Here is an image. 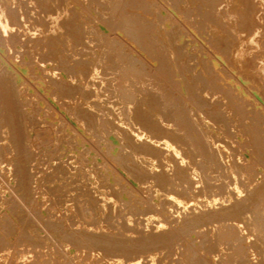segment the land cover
Instances as JSON below:
<instances>
[{"label":"bare ground","instance_id":"1","mask_svg":"<svg viewBox=\"0 0 264 264\" xmlns=\"http://www.w3.org/2000/svg\"><path fill=\"white\" fill-rule=\"evenodd\" d=\"M29 1H35V6L41 4L39 13L35 12L38 14H36L37 17L34 19L31 16L33 14L29 15L31 12L28 10L33 5L26 7V2L29 5ZM48 1L53 2L52 0H40L39 4H37L36 0H0V118L2 117L0 123L5 124L6 128H4V125L0 126L6 131L8 130V136L4 138L7 143L0 145V160H3L2 162L6 163L7 167L9 166L10 174L13 172V178L16 181H10L16 182L17 185L21 186L17 189L15 186L9 185V178L7 179L8 182L3 179L4 175L0 173L2 175L0 176V264H8V260L11 256L13 257V254H21V258L26 259L24 261L26 264H76L77 262V264H80L81 257L83 258L84 256V259L87 260V254H89L87 252L96 256L94 262L90 259L91 262H88V264H141V258H146L145 256L147 255L152 264H161L162 261L158 258L159 251L161 252L164 249L172 250L175 245L177 246V242L180 239L184 240L185 251L184 254L181 253L180 257L178 256V259L174 260V264H247L246 259L248 257L256 258L257 264H264V175L262 173L263 176L260 179H258L260 175H254V179H251L253 177L251 175L256 171L253 168L254 172L250 171L249 174L248 166L246 167L245 165L247 164L246 160L245 164L244 161L241 163L242 160L237 149L239 140L237 141L236 138L239 133L236 136L235 133L238 130L233 132L232 128L229 127L228 121L230 119L233 120L230 118V113V117L227 115L228 113H225L230 118L228 120L224 112H222L224 109L220 106L224 104V100L223 104L220 100L221 104L217 103L220 105L218 111H206L205 104L207 103L204 104V101L200 99L202 96L199 98L197 95V87L195 89L194 85L189 87L184 84L187 81L186 79H184V81L186 80L184 83L182 82L183 85L181 87L185 86L184 90L187 93L185 100L190 105H193V108L189 110L190 105L186 107L187 104L182 102L181 99L185 95L181 92V89L180 92L184 97L178 91L175 93L179 95H176L177 97L173 96L172 88L175 91L177 87L176 85H173L174 87L169 85L168 82L171 77L168 78L165 74H171L173 77L181 74L179 71L183 66L180 63V58L186 53L182 47L173 51L172 45L176 34L167 32L164 29V20L157 11V5L147 0H57V5L53 7L49 5ZM205 1L202 0V2ZM198 2H201V0ZM232 2L234 5L235 3L240 4V7L245 5V0H232ZM167 3L170 9L173 10V5H175L173 0H167ZM205 3L203 4L205 5ZM192 5L195 6V3ZM257 5L259 6V4ZM130 6L140 10L143 8L144 10L146 8L151 10L152 8L156 19L153 22L150 20L151 17L150 19L147 17L150 20L148 21L144 18L145 16L142 18L141 15L134 14L133 12H136L133 11L134 9L132 10L131 8L133 12L130 9L127 10ZM207 6L205 5V7ZM229 6L231 7V5ZM236 6L231 8L237 9ZM36 8H33V10ZM206 9L208 11V7ZM198 10L195 8L194 12ZM202 12L200 17L204 20L205 14L202 16ZM235 13L236 17L237 10ZM27 14L29 15L28 18ZM192 14H194L192 11L187 13V17L192 16ZM196 16L199 17V15ZM210 16L213 17L214 15L210 13ZM216 17L214 16L213 18L216 19ZM20 18H22L23 28H21L23 30L21 34H17L19 31H17V25L22 26L19 21ZM207 18H210L207 22L213 19L208 16ZM216 20L213 21L216 22ZM224 20L229 21V18L224 17ZM213 21L209 26L213 35L216 32H219V35L226 33L227 39L230 38L229 40H231V38H234L235 41H238V44L232 46L224 35L225 40L229 42L222 44L226 48H221L223 50L221 51L228 64L230 63L240 75V77L237 74L235 76L244 78L246 83V77L249 76V80L252 79L250 75L254 74V72H251L254 63L260 61L258 59L259 61L254 62L257 55L252 51L255 49V44L258 46L256 48H261L262 46L257 42L258 35H260L257 34L260 33V26L255 32V37L242 30L245 25H240L242 27L236 28L237 30L233 27L234 30L232 31L228 30L230 28L229 24L226 25L229 27H227L228 29L223 25L226 29L223 34L220 31L222 32L224 28L220 29L221 25H218V27ZM217 21L219 22V19ZM231 21L233 20L229 22L231 23ZM233 22L235 23V21ZM190 23H195V21ZM195 24L198 26V23ZM221 24L223 23L221 22ZM236 24L235 27H238ZM235 30L236 32L232 33ZM23 31L30 38L28 41L25 39V42H34L33 47L39 46V50H42L41 54H37V52L35 55L31 54L32 57L35 56L34 60L33 58L28 59L31 56L26 55L27 50L30 48H26L27 50L24 51H27L26 53L22 52V49V54H25L24 58H22V54V56L19 54L22 59L15 56L18 51L20 53L19 48L18 51L15 50L18 42H23L17 39L18 35H23ZM262 36L264 37V35ZM222 39L221 41L223 42L224 39ZM124 40L132 44L133 49L137 50L128 51L131 48H126V45L123 44ZM221 41L219 42L220 44ZM220 44L217 42V45ZM72 50L75 52H72L73 55L67 54L68 51ZM138 50L144 52L145 54L142 55H146V57L150 55L151 58L149 56L148 58L153 61L156 60L155 62L159 60L160 63L157 65H160L156 68L157 70H154V66H152L153 61L149 64L144 60L146 58L140 56L141 54L138 56ZM153 57L154 59H152ZM261 57L260 68H262V71L259 70L260 73L253 76H256L257 79L260 78L262 82V84L260 83L262 90L256 91L259 92L256 95L253 93L258 98L257 101L260 102V105L261 103L264 104V53ZM225 63L227 65L225 69L230 71L232 67L227 62ZM79 66L85 67V70L77 69ZM178 68H180L179 71L177 70ZM260 68H257V70ZM173 70L175 72L178 71V74H175ZM182 72L184 71L182 70ZM218 73L222 72L219 71ZM76 74L82 80L79 77L78 81L77 77H74ZM209 74L211 75V73ZM92 75L97 78L91 81ZM229 75L231 78L233 77L231 74ZM38 76L42 77L41 81L43 80L48 84L49 87L46 85L48 88L51 87V90L49 89L51 91V97L49 96L51 102H54L64 112L63 119L58 120V124L53 125V127L48 125L53 131V139L46 142L49 143V146L46 145L48 150L45 148L47 154L50 152L54 155V160L58 164L56 166L63 167L62 165L65 162L60 157L59 140L62 146L65 145L67 147L65 150L73 152L72 156L76 160V168L81 172L83 171L79 175V181L83 182V186L86 189L90 186L98 194L96 198H93L92 194L89 199L85 198L86 195L83 196L84 190L81 191L83 195H80V193L70 194L67 208L64 209L65 212L61 213L60 211L61 215L58 213L59 219L55 221L51 220L49 216V219H47L46 210H43L45 207L44 203L43 208L39 207L40 210H34L35 206L32 205V208L30 206L32 204L30 202L33 199L29 198V185H35L31 178L33 175L36 176L35 172V174H31L35 170V164L33 165L34 168H32V163L35 162H33V158L36 156V149L33 148L34 152L31 148L32 132L34 133V131L39 129L44 130L47 123L51 124L45 119L52 117L48 111L53 112V108L52 110L48 109L47 113L49 116L46 114L47 117L45 118L47 103H45V109L41 108L39 102L43 101V99L38 100L40 96L37 90V87L40 86L36 85V83L34 84L36 86H34L32 83ZM162 76L167 77L166 80L168 82H166L171 87L170 89L169 87L167 88ZM182 76L184 77V75ZM73 77L76 78L74 79L75 81ZM178 79L180 78H173L172 80ZM215 79L217 80V77ZM192 80L194 83V79ZM256 83H259V81ZM170 84H175V82ZM35 87L37 92L32 97L30 90L35 89ZM42 88L45 90V87ZM218 91L220 92V90ZM230 91L236 92V90L232 91V89ZM92 96H95V99ZM180 96L182 97L179 98ZM89 97L96 102H93L92 99L90 100ZM220 97L222 95L219 96V99ZM43 98L47 99L48 97L43 96ZM226 98L228 97L226 96ZM231 98H228L230 102L232 101ZM82 99L85 101L89 99L92 103L85 105V101L81 103ZM228 99H226L227 102H229ZM214 101L216 100L214 99ZM232 103L234 102L232 101ZM49 104L47 107L50 108ZM214 104L216 105V103ZM208 105L210 106V104ZM230 105L228 104L229 107ZM145 107L152 113H147ZM238 108L237 110L240 109ZM261 108L263 109V107ZM65 116L67 120H65ZM154 117H157V120ZM250 118L249 120H251ZM66 124L73 127V130H70L73 133L71 137L65 136L64 127ZM220 124H223L225 129L219 128ZM260 124L259 122L258 125ZM232 125H234V121ZM242 127H244V124ZM46 128L49 129L48 127ZM257 128L255 127V129ZM253 131L255 130L253 129ZM1 132L0 134H2ZM44 132L49 133L48 130L43 131L42 137ZM255 132L257 133V131ZM261 134L257 135L258 138ZM262 137L264 139L263 135ZM257 142L259 144L261 140ZM260 145H258L259 148ZM258 147L253 146L256 150ZM263 147L262 145L261 148ZM92 152L93 156L91 155ZM88 164H90V170L85 171ZM4 168L6 170V166ZM42 169H40L41 173ZM37 172L39 171L37 170ZM58 174L60 173L58 172ZM40 178L42 179V176ZM66 178L69 179V177ZM30 180L33 184H30ZM34 180L36 181V178ZM62 189H64V186ZM31 195L32 197L34 196L33 194ZM88 196L90 195L88 194ZM46 199L48 202V198ZM168 205L170 208L168 212H171L172 218L169 220L170 217L167 216L169 218L161 219L162 215H165L161 214V211ZM118 209H121L120 211L130 209V212H135L136 216L140 215L143 217L151 215L155 217L156 214V219L158 220L156 222L157 227H155L156 231L149 232L147 230V232L143 233V225L141 231L134 229L135 231L133 230V233L128 235V231L132 230L131 226L135 225L131 224L133 222V214L130 215L131 217L125 218L128 221L118 219L123 222L121 224L120 222L118 223L122 230L116 232L118 224L116 223V227L113 226L112 220L116 216H112V213ZM122 212L119 214L121 215ZM168 212L167 214H169ZM114 220L116 222V218ZM143 220L141 219V223L144 222ZM209 226H212V228H209ZM150 227L154 228V226ZM150 227L149 230L151 231ZM41 238L47 241L46 244L49 245L48 242H51L54 248L58 247L60 249L59 260L54 257L50 258L51 255L46 251L47 255L45 256H49V258H45L43 255L38 260L28 261L29 248L35 247L37 249L40 247L43 249L47 246L46 244L44 246ZM224 244L229 245V247L226 248L225 246L216 251V247H222ZM19 247L22 249L18 252L16 249ZM40 248L39 250H41ZM63 250H67L69 254ZM56 251L55 253L59 252ZM38 252L41 255L40 251ZM167 258L169 260V256ZM40 259L42 261H39ZM250 263L254 264L253 262Z\"/></svg>","mask_w":264,"mask_h":264},{"label":"rangeland","instance_id":"2","mask_svg":"<svg viewBox=\"0 0 264 264\" xmlns=\"http://www.w3.org/2000/svg\"><path fill=\"white\" fill-rule=\"evenodd\" d=\"M21 1V0H20ZM23 1H26V0H23ZM28 1V0H27ZM39 1L40 0H36V3L37 4H39ZM53 2H51V1H48V3H50L49 5H51V6H53V7H55L56 5H57V3L58 2H56L57 0H52ZM65 1V0H64ZM68 1V0H67ZM148 2H154L156 5H157V11H158V13H159V15L163 18V20H164V24H163V27H164V29L167 31V32H171V33H173V34H176V38L173 40V45H172V48H173V51H175V49L177 50L178 48H180V47H182V48H184V50H185V53H186V55H183L181 58H180V63H181V65L183 66V68L180 70V68H178L177 70L179 71V73H181V74H179L178 76L176 75V77H173V76H171V74H165L168 78L169 77H171V82L172 83H174L175 82V84H170L171 82L169 81L168 82V80H166L167 79V77H164V76H162V78L165 80L164 81V83H166V86H167V88L169 87V85H172L171 87H174L175 85H176V87L177 88H175V91H174V89L172 88V91H173V96H175V97H177L179 94H181L182 95V93L185 95V97L183 98V99H181L182 100V102H184V104L186 103L187 104V106L186 107H188L189 105H190V103H188V101L187 100H185V98H186V96H187V93H186V91L184 90L185 88V86H182L181 87V85H183L182 84V82L184 83L186 80V82H188V83H190V84H188V83H184L185 85L187 84L189 87H192L193 85H194V87H195V89H196V87H197V95L199 96V98H200V96H202L200 99L202 100V101H204L203 103L205 104V103H207V104H205V110L206 111H213V110H217L218 111V109H220V107L221 108H223L224 110L222 111V110H220V111H222V112H224V114L226 113H228L227 115H229V113H230V115H231V117H230V115H229V117L230 118H232L233 120H231L229 117H227V115H226V118L229 120L230 119V121H228L229 122V127L230 128H232V131L233 132H235L236 130H238V131H236V133H235V135L237 134L238 135V133H239V135L238 136H240V137H238L237 135V141H238V143H239V145H237V149H238V154H239V156H240V158H241V160H242V162L241 163H243V161H244V164H245V160H246V162H247V164H245L246 165V167L248 166V168H247V170L249 171V174H250V171H252V173L254 172V171H256L255 173H253V175H251V176H253V177H251V179L253 178L254 179V175H260L259 176V178L258 179H260L261 178V176H263L264 175V147L263 148H261L262 147V145L264 146V139H263V137H262V135L264 136V104H262L261 103V105H260V102L259 101H257L258 100V98L256 97V96H254V94L253 93H255V95L257 94V93H259V92H256V91H258L259 89L260 90H262V86H261V84H262V82L260 81V78H258L257 79V77L255 76V77H253L254 76V74H258V73H260L259 72V70L260 71H262V68H260V63H262V57L261 56H263V53H264V37L262 36V35H264L263 33H264V22L262 23V21L264 20L263 18H264V0H245V7L243 6V7H240L241 5L239 4L238 5V3H235V5L234 4H232L233 2H232V0H203V1H205V2H207V3H205V2H202V0H201V2H198V1H200V0H194V2H193V0H173V2H174V4L175 5H173V10H171L170 9V6H169V4L167 3V0H147ZM191 1V2H190ZM213 1V2H212ZM247 1H249V2H247ZM252 1H253V3H252ZM255 1V2H254ZM35 2V1H34ZM33 1H29V5H28V3L26 2V7H29L31 4L34 6H30V8H28V10H30V14H29V12H28V10H27V12H28V14L29 15H31V14H33V15H31L33 18L32 19H34L35 17H37V15L36 14H38L39 12V10H40V6H41V4L40 5H34L35 3H34ZM44 2V1H43ZM197 2V3H196ZM259 2V3H258ZM193 3H195V6L194 5H192ZM200 3V4H199ZM203 3H205V5L208 7V11H207V9L205 10V8H207V7H205V5L203 4ZM249 3V4H248ZM252 3V4H251ZM53 4V5H52ZM199 4V5H198ZM201 4H203V5H201ZM254 4V5H253ZM257 4H259V6L257 5ZM45 5V4H44ZM43 5V6H44ZM55 5V6H54ZM211 5H213L212 6V8H211ZM229 5H231V7H233V5H234V7L236 6L237 7V9L235 8V9H233V8H231ZM258 7H257V6ZM189 6V7H188ZM197 6V7H196ZM202 6V7H201ZM205 8H204V7ZM249 6V7H248ZM255 6V7H254ZM31 7H33V8H35V7H37L35 10H33V8H31ZM134 6H130V8H128L127 10H131V8H132V10L133 11H136V12H133L132 10V12L134 13V14H136V15H141V17L143 18V16H145L144 18L145 19H147V17L150 19V17H151V21H153L154 22V20L156 19L155 18V16H154V13L152 12V8H151V10L149 9V10H147L148 8H146L145 10H144V8L142 9V10H140V9H138V8H136V7H134ZM193 7V8H192ZM210 7V8H209ZM247 7V8H246ZM263 7V8H262ZM39 8V9H38ZM43 8V7H42ZM136 8V9H135ZM190 8V9H189ZM195 8H196V10H198L199 8V12L197 11V12H194L195 11ZM201 8H202V10H201ZM261 8V9H260ZM219 9H220V11H219ZM245 9V10H244ZM251 10V11H249V10ZM138 10V11H137ZM139 10H140V12H139ZM144 10V11H143ZM190 10V11H189ZM236 10H237V15H236V17H235V12H236ZM241 10V11H240ZM25 11V10H24ZM38 12V13H35V12ZM151 11V12H150ZM159 11H161V12H159ZM192 11V13H194V14H192V16H190V17H192V18H190V17H187V13H190ZM203 11V12H202ZM206 13H205V12ZM234 11V12H233ZM246 11V12H245ZM249 11V12H248ZM26 12V13H27ZM128 12H130V11H128ZM131 12V13H132ZM143 12H145V14H143ZM149 12V13H148ZM185 12H187V13H185ZM201 12H202V16L205 14V17H204V20L202 19V17H200L201 16ZM216 14H215V13ZM251 12V13H250ZM34 13H35V15H34ZM161 13V14H160ZM198 13V14H197ZM208 13V14H207ZM210 13H211V15H214L215 17H216V19L218 20L219 19V22H220V20H221V22L223 23V24H221V22L219 23L216 19H214L212 16H210ZM213 13V14H212ZM219 13H221V14H219ZM231 13V14H230ZM233 13V14H232ZM247 13H248V16H247ZM27 14V18H28V15ZM143 14V15H142ZM245 14H246V16H245ZM196 15H199V17L198 16H196ZM219 15V16H218ZM220 15H222V16H220ZM233 16V18H232V16ZM260 15H262V16H260ZM30 16V17H31ZM184 16V17H183ZM207 16L208 17H211V18H213L212 19V21L214 20H216V22H214V23H216V25L218 26V25H221L220 26V29H223L222 30V32L220 31V33H225V31H226V29H228L229 27L228 26H230V28L228 29L229 31L231 30H234V28L236 29V28H241L242 26H240V25H245L244 27H242L243 29V31H246L247 33H250V34H252V36H254L255 37V32L257 31V28L259 27L260 29H259V32L260 33H257V34H260V35H258L259 36V38L258 37H256V38H258V40H257V42H259V45L261 46V48L259 47V48H256V47H258L256 44H255V49L254 50H252L253 51V53L254 54H256L257 56H256V59L254 60V62H256V61H259V62H256V63H254V65H253V69H251V72L253 73L254 72V74H252V76L250 75V77H252V79H250L249 80V76L248 77H246L247 79H246V83H245V80H244V78H239L240 77V75L238 74V72L230 65V63L228 64V61L226 60V58L224 57V54H222V49H224V48H226V46L224 47V45H222L223 43H226V42H231L230 44L232 45V46H234V45H236V44H238V41H235L234 40V38H231V40H229V39H227V34L225 33H223L224 35H225V37H226V39L227 40H229V41H226L225 40V37H224V35H219V32L217 33H215V35H213V33L211 32V30H210V25H211V23H212V21H210V22H207V21H209L208 19H210V18H207ZM229 16H231V17H229ZM256 16V17H255ZM194 17V18H193ZM219 17V18H218ZM223 17V19H221V18ZM224 17L225 18H229V21L230 20H233V21H235V23H237L236 24V26H238V27H235V23L233 22V21H231V23L229 22V21H226V20H224ZM235 17V18H234ZM242 17V18H241ZM187 18H189V19H187ZM206 18H207V20H206ZM237 18V19H236ZM243 18H245V19H243ZM255 18V19H254ZM257 18H259V19H257ZM195 19H197V20H195ZM234 19H236V20H234ZM148 20V19H147ZM150 20H148V21H150ZM193 20V21H192ZM198 20H201V21H198ZM224 20V21H223ZM248 20H250V21H248ZM256 20H257V22H256ZM19 21L21 22V25L22 26H19V25H15L16 27V29H17V34H21V31L23 30L22 28H23V24H22V18H20L19 19ZM195 21V23H198L197 25L198 26H196V24L195 23H190V22H194ZM198 21V22H197ZM204 21H206V22H204ZM252 21V22H251ZM184 22H185V24H184ZM189 22V23H188ZM202 22H204V23H206V24H204V23H202ZM226 22H227V24H226ZM242 22H243V24H242ZM245 22V23H244ZM225 23V24H224ZM248 23V24H247ZM251 23V24H250ZM261 23V24H260ZM190 24V25H189ZM202 24H204L203 26H200V25H202ZM229 24V25H228ZM230 24H232V25H230ZM234 24V25H233ZM239 24V25H238ZM257 24H260V25H257ZM193 25V26H192ZM226 27V29H225V27ZM226 25H228V26H226ZM252 25V26H251ZM256 27H255V26ZM248 26V27H247ZM20 27V28H19ZM22 27V28H21ZM193 27H194V30H193ZM199 27H201V28H203V29H197V28H199ZM209 27V28H208ZM219 27V26H218ZM228 27V28H227ZM234 27V28H233ZM254 29H253V28ZM262 27V28H261ZM181 28V29H180ZM252 28V29H251ZM197 29V30H196ZM204 29H205V31H204ZM207 29V30H206ZM209 29V30H208ZM237 30V29H236ZM236 30L235 31H233L232 33H235L236 32ZM241 30V31H242ZM209 31V32H208ZM24 32V31H23ZM22 32V34L23 35H18V41H20V42H22V43H19L18 42V44H17V46H16V50L15 51H18V48H19V50H20V53H19V51L15 54V56H17L18 58H20V59H22V58H24V55L22 54V52H24L25 50H27L28 48H30V49H28L26 52H24V53H26V55H30L31 56V58H28V59H32L33 58V60H34V57H32V55H35L36 54V52H37V54H41L42 53V50H39V46H36L35 48L33 47L34 46V42H25L26 40L25 39H27V41L30 39L29 38V36H26V34H25V32L23 33ZM183 33V36H182V33ZM205 32H207V33H205ZM179 33V34H178ZM205 33V34H204ZM211 33H212V35H211ZM181 34V35H180ZM221 36V37H220ZM222 37H223V39H224V41L222 42L221 41V39H222ZM34 38V37H33ZM183 38V39H182ZM219 40H218V39ZM221 38V39H220ZM222 39V40H223ZM22 40V41H21ZM214 40H218L217 42H218V44H220L219 42L221 41V44L220 45H217V42L216 41H214ZM261 40H262V42H261ZM125 42H127L126 44H125V42L123 43L124 45H126V48H131L130 50H128V51H132V50H137V49H133V47H132V44H130L128 41H126V40H124ZM235 41V42H234ZM25 43H27V44H25ZM235 43V44H234ZM30 44V45H29ZM128 44V45H127ZM6 45V44H5ZM27 45V46H26ZM29 45V46H28ZM129 45H131L130 47H129ZM8 46V45H7ZM6 46V48H8ZM24 46V47H23ZM128 46V47H127ZM33 47V48H32ZM27 48V49H26ZM222 48V49H221ZM263 48V49H262ZM9 49V48H8ZM22 49H23V51H22ZM54 50H55V48H53ZM52 49V50H53ZM74 49V51H76V49L75 48H73ZM262 49V50H261ZM13 50V51H14ZM222 50V51H221ZM14 51V52H15ZM22 51V52H21ZM140 50H138L137 51V54H138V56L140 55V56H142L143 58H146V59H144L147 63H152V61L153 60H151V59H149L148 58V56L151 58V56L150 55H147V57H146V55H142V54H145L144 52H139ZM261 51V52H260ZM29 52H31V53H29ZM33 52V53H32ZM72 52H73V50L72 51H68L67 52V54L69 53V55L71 54V55H73L72 54ZM73 53H75V52H73ZM221 53V54H220ZM19 54L21 55H23V57L21 58L20 56H19ZM32 54V55H31ZM136 53H135V55H137ZM21 55V56H22ZM30 56H28V57H30ZM145 56V57H144ZM224 57V60H223V57ZM19 59V60H20ZM54 59V58H53ZM148 59V60H147ZM152 59H154V57L152 58ZM155 59H157V58H155ZM259 59V60H258ZM158 60V59H157ZM226 60V61H225ZM156 60H154L153 61V63H152V66H154L153 68H154V70H157L156 68H158L159 67V65H157L158 63H160L159 62V60L157 61V62H155ZM227 62V64L229 65V66H231L232 68H230L229 66H228V68H230L231 70L233 69V70H235L234 72H236V73H234L233 72V70L230 72V71H228V69L226 70L225 68L227 67V65H226V63L225 62ZM183 62V63H182ZM148 64V65H149ZM186 64V65H185ZM255 64H256V66H255ZM259 64V65H258ZM151 68H152V66L151 65H149ZM186 66H188V67H186ZM258 66V67H257ZM81 67V68H80ZM260 68V69H258L257 70V68ZM191 68V69H190ZM256 68V69H255ZM77 69H83V70H85V67L83 68V66H79V67H77ZM225 69V70H224ZM254 69H255V71H254ZM153 70V71H154ZM176 70V71H177ZM182 70L184 71V72H182ZM191 70H193V71H191ZM216 70H217V72H216ZM222 70H224V71H222ZM174 71V73L175 74H178L177 72H175V70H173ZM189 71H191L192 72V74H191V72H189ZM222 72V73H218V72ZM226 71V72H225ZM258 71V72H257ZM224 72H225V74H224ZM228 72H230L229 74H231L233 77L231 78V76L228 74ZM190 73V74H189ZM209 73H211V75L209 74ZM216 74H218V75H216ZM226 74H228V75H226ZM235 74H237L236 76H235ZM174 75V74H173ZM181 75H184V77L182 78L181 77ZM207 75L211 78V82H210V78L208 77L207 78ZM93 76V75H92ZM91 76V78H90V80L92 81L93 79H95V78H97L95 75L92 77ZM175 76V75H174ZM180 76V77H179ZM189 76V77H188ZM192 76V77H191ZM40 76H38L36 79H38L36 82H35V80H33L32 81V83H33V85L36 83V85H38V86H40V87H37V90H38V92H39V96H40V98L38 99V100H42L43 99V101H40L39 102V104H40V106H41V108H43V109H45L44 107L47 105L48 106V103H50L49 104V106H50V108L49 107H47L46 106V112H45V114H44V116H45V118L47 117L46 116V114L48 115V113H50L51 115H52V117L50 116V119H49V117L47 118V119H45L47 122H51V124H49V123H47V125H46V127H48L49 129H47L46 127H44V130H41V129H39L38 131H34V133L32 132V138H31V148H32V151H34V149H36L34 152L36 153V158L34 157L33 158V162L34 163H32V168H34L33 167V165L35 166V170L34 169H32V170H34L33 172H31V174L33 175V173L36 175V176H34L35 178H36V181L34 180L35 178L32 176V182L35 184L34 186L33 185H29V198L32 200V202H30V206H31V208L33 207V206H37L38 207V209H37V207L35 208L34 207V210L36 209V210H40V208H43V206H44V204H45V207H48V208H43V210H46L45 212H46V215H47V219H49V217L51 218V220H53V221H55V220H57V219H59V215H58V213L60 214V211H61V213H63V212H65V208H67V201L70 199L69 198V196H70V194H79L80 193V195H83V193H81V191H83L84 190V195L83 196H85L86 195V197L85 198H87V199H89V197L91 198L92 196V194H93V198H96L97 196H98V194L96 193V192H94V190H92L91 189V187L89 186V187H87V189H86V187H84L83 186V182H80L79 181V175H81V173L83 172H81L80 170H78V168H76V160H74V157L72 156V154H73V152L72 151H68V150H65L67 147L65 146V145H61L62 143H60L59 142V140H58V143H59V147L61 148V160L63 161V162H65V164L64 165H66L65 167H67V168H65L64 167V165H62L63 167H59V166H56V165H58L57 163H56V161L54 160V155H52L50 152H48V154H47V151H46V149L48 150V147H46V145L47 146H49V143H46V142H49L50 140H52L53 139V134H52V130L50 129V127L48 126V125H52V127H53V125H56V124H58L59 122H58V120H60V119H63V116H64V112L62 111V110H60L59 109V107L56 105V104H54V102H51V99L49 98V96H50V88H48L49 86H48V84H46L43 80L41 81V79H42V77H40ZM74 77H77V80L79 81V77L80 76H78L77 74L76 75H74ZM73 77V80L74 79H76V78H74ZM175 79V78H180V79H178V80H172L173 78ZM191 77V78H190ZM212 77H213V79H212ZM217 77V80L215 79ZM219 77V78H218ZM230 79H229V78ZM227 78V79H226ZM234 78V79H233ZM253 78H255L254 79V81H253ZM184 79H186L185 81H184ZM192 79H194V83H193V80ZM208 79V80H207ZM241 79H243V80H241ZM256 79H257V81H256ZM80 80H82L81 79V77H80ZM219 80H220V82H219ZM252 80V81H251ZM75 81V80H74ZM169 83V85H167L168 83ZM174 81V82H173ZM177 81L180 83V85H179V83L177 84ZM181 81V82H180ZM196 81V82H195ZM239 81V82H238ZM259 81V83H256V82H258ZM198 82V83H197ZM213 82V83H212ZM237 82V83H236ZM241 82V83H240ZM243 82V83H242ZM256 84H255V83ZM39 83H40V85H39ZM195 83H196V85H195ZM238 83H239V85H238ZM261 83V84H260ZM243 84V85H242ZM248 84V85H247ZM255 84V85H254ZM260 85V87H259V85ZM36 85H34V86H36ZM48 87H47V86ZM82 85V84H81ZM174 85V86H173ZM179 85V86H178ZM215 85V86H214ZM230 86H231V88H230ZM247 86H249L248 88H247ZM42 87H45V90H43L44 88H42ZM171 87H169V89L171 88ZM215 87H217L216 89H215ZM246 87V88H245ZM47 88H48V90H47ZM179 88V89H178ZM205 88V89H204ZM214 88V89H213ZM219 88V89H218ZM235 88V89H234ZM50 89V90H49ZM177 89V90H176ZM180 89H181V92H180ZM200 89V90H199ZM202 89V90H201ZM204 89V90H203ZM227 89H232V91L234 90H236V92H231L230 90H227ZM37 90H36V87H35V89H33V90H30V93L33 95L32 97H34L35 96V94H36V92H37ZM199 90V91H198ZM210 91V92H207V91ZM218 90H220V92L218 91ZM227 90V91H226ZM247 90V91H246ZM252 90V91H251ZM259 90V91H260ZM177 91H178V95L176 94L177 93ZM202 91H206V92H202ZM212 91H214V92H212ZM218 91V92H217ZM176 92V93H175ZM224 94H223V93ZM45 93V94H44ZM175 93V94H174ZM206 93V94H205ZM213 93V94H212ZM47 94V95H46ZM220 94V95H219ZM234 94V95H233ZM238 94V95H237ZM248 94V95H247ZM177 95V96H176ZM204 95H211V96H204ZM222 95V97H220V99H219V96H221ZM225 97H224V96ZM38 96V97H39ZM43 96H46V97H48L47 99L45 98H43ZM182 96H180L179 98H181ZM214 98H213V97ZM226 96L228 97V98H231V96H232V98H234V99H232L231 98V100L234 102V103H232V101L230 102V99H228V98H226ZM237 96V97H236ZM241 96V97H240ZM42 97V98H41ZM51 97V96H50ZM95 97V96H94ZM93 96H92V98L93 99H95ZM205 97V98H204ZM209 97H211V98H209ZM243 97V98H242ZM251 97V98H250ZM90 98V100L92 99L91 97H89ZM228 99L229 100V102H227V100L226 99ZM239 98V99H238ZM77 99V98H76ZM92 99V101L94 102L95 100H93ZM214 99L216 100V101H214ZM217 99H218V101H217ZM237 99V100H236ZM45 100V101H44ZM47 100V101H46ZM89 99H86V101H89V102H86L85 100H81V103H83L84 101H85V105L88 103V104H91L92 103V101H90ZM97 100V99H96ZM213 100V101H212ZM219 100H220V102H222V104H223V100H224V106L228 103L229 105H230V103H232L231 105H230V107L228 106V104L224 107L223 105H218L217 103L219 102ZM243 100V101H242ZM237 101H238V103H237ZM241 101V102H240ZM255 101V102H254ZM96 102V101H95ZM211 102V103H210ZM219 102V104H221ZM225 102H226V104H225ZM243 102V103H242ZM251 102H252V104H251ZM41 103H42V105H41ZM43 103H44V105H43ZM45 103H47L46 105H45ZM214 103H216V105L214 104ZM241 103V104H240ZM250 103V105H248ZM256 103V104H255ZM53 106H55V107H53ZM208 104H210V106L208 105ZM234 104H236V105H234ZM242 104H244L243 106H242ZM57 106V107H56ZM190 106H192V107H190ZM189 106V110L191 109V108H193V105H190ZM220 106V107H219ZM229 108H228V107ZM232 106H233V108H234V110H233V108H232ZM216 107H218V108H216ZM235 107H236V109H235ZM240 109H239V108ZM261 107H263V109L261 108ZM52 108H53V110H52ZM209 108V109H208ZM228 108V109H227ZM237 108L239 109V110H237ZM247 108V109H246ZM48 109L49 110H52L53 112H51V111H48ZM55 109V110H54ZM145 109H146V107H145ZM188 109V108H187ZM256 109V110H255ZM147 110V109H146ZM145 110V111H146ZM228 110V111H227ZM231 110V111H230ZM244 110V111H243ZM253 110V111H252ZM260 110V111H259ZM47 111H48V113H47ZM149 110H147V113H152V111L150 112H148ZM226 111V112H225ZM235 113H234V112ZM249 111H250V114H249ZM255 111V112H254ZM62 112V113H61ZM246 112V113H245ZM52 113H54V114H52ZM242 114H244V115H242ZM247 114H249L248 116H247ZM253 114V115H252ZM255 114V115H254ZM49 116V115H48ZM247 116V118L249 117H251L250 119L251 120H249V118L247 119H245L244 121H243V119L245 118ZM235 117H237V118H235ZM260 117V118H259ZM1 120H2V117L0 118ZM48 119H49V121H48ZM154 119H156L157 120V117H154ZM239 119V120H238ZM253 119H254V122H255V120H256V122L254 123L253 122ZM260 119H262V120H260ZM65 120H67L66 119V116H65ZM259 120V121H258ZM233 121H234V125H236L234 128H233V126L234 125H232L231 126V124H233ZM240 121V122H239ZM251 123H250V122ZM259 122L261 123L260 125H258L259 124ZM247 125H246V124ZM72 124H73V122H72ZM238 124H240L239 126H238ZM243 124H244V127H245V129H244V127H242L243 126ZM250 126H249V125ZM254 124H255V126H254ZM257 124V125H256ZM0 125L2 126V125H4V128H6L5 127V124H3V123H0ZM252 125V126H251ZM1 126H0V128H1ZM247 126V127H246ZM249 126V127H248ZM219 128H223V129H225V127H224V125L223 124H220L219 126H218ZM252 127H254V128H252ZM255 127H258L257 129L259 130H257V129H255ZM3 128V127H2ZM0 129V132L2 133V134H0V145L1 144H4V143H7V141L4 139L5 137H7L8 135H7V133H8V130L6 131V129ZM73 130V127L71 126V125H68V124H66V126L64 127V132H65V136L66 137H71L72 135H73V133H72V131H70V130ZM233 129H235V130H233ZM251 129H252V135H251ZM253 129L255 130V131H257V133L255 132V131H253ZM263 129V130H262ZM45 130H48V132L49 133H46V132H44V134H45V136H44V134H43V137L41 136L42 135V133H43V131H45ZM244 130V131H243ZM5 132V134H3L4 132ZM51 131V132H50ZM243 131V132H242ZM249 132V133H247V132ZM253 132H255V133H253ZM262 133L260 136H259V138H260V140H261V143H259L258 144V142L257 141H259L260 142V140H258L259 138H258V134L259 133ZM255 134V135H254ZM36 135H37V137H36ZM40 135V136H39ZM245 135V136H244ZM254 135V136H253ZM1 137H3V138H1ZM37 139H36V138ZM39 137V138H38ZM42 137V138H41ZM258 138V139H257ZM263 139V140H262ZM3 140V141H2ZM42 140V141H41ZM245 140V141H244ZM257 140V141H256ZM5 141V142H4ZM251 141V142H250ZM1 142H3V143H1ZM56 142H57V140H56ZM249 142H250V144H249ZM34 143V144H33ZM240 143H242V144H240ZM255 144V145H253V144ZM50 144H52V143H50ZM261 144V145H260ZM61 145V146H60ZM258 145H260V148L258 147ZM34 146V147H33ZM250 146H251V148H250ZM253 146H255V147H258L257 148V150H256V148H253ZM34 148V149H33ZM46 148V149H45ZM44 150V151H43ZM243 151V152H242ZM252 152H255V153H252ZM46 153V154H45ZM60 153H59V155H60ZM41 154V155H40ZM51 154V155H50ZM258 154V155H257ZM50 155V157H48ZM91 155L93 156L94 154H93V152L91 153ZM46 156V157H45ZM53 157V158H52ZM63 157V158H62ZM259 157V158H258ZM261 157V158H260ZM51 158V159H50ZM35 159V160H34ZM38 161H37V160ZM55 161V163H54V161ZM3 161V160H2ZM1 160H0V173L2 174V175H4V178L3 179H5V180H7L8 178V180L10 181V180H15V178H13V172H12V174H10V168H9V166L7 167V164L5 163H3ZM41 161H42V163H41ZM3 164H2V163ZM39 162H40V164H39ZM250 162V163H249ZM36 163H38V164H36ZM2 164V165H1ZM43 164V165H42ZM53 164H54V166L56 167H54L53 166ZM144 164V163H143ZM37 165V166H36ZM38 165H40V166H38ZM48 165L50 166L49 168H48ZM244 165V166H245ZM252 165V166H251ZM4 166H6V170H5V168H4ZM43 166V167H42ZM38 167V168H37ZM54 167V168H53ZM58 167V168H57ZM250 167V168H249ZM42 169V173H41V171H40V169ZM46 168H47V170H46ZM50 168H53V169H50ZM88 168V169H87ZM253 168H254V171H253ZM49 169V170H48ZM68 171H70V172H68ZM250 169V170H249ZM8 170V171H7ZM37 170L39 171V172H37ZM56 172H55V171ZM60 170V171H59ZM66 170V171H65ZM87 170H90V164H88V167L86 166V170L85 171H87ZM14 171V170H13ZM74 171V172H73ZM54 172V173H53ZM58 172L60 173V174H58ZM62 172H63V174H62ZM80 172V173H79ZM4 173V174H3ZM40 175H39V174ZM44 173V174H43ZM46 173V174H45ZM57 173V174H56ZM251 173V174H252ZM261 173V174H260ZM262 173H263V175H262ZM0 174V176H2ZM7 174V175H6ZM49 174V175H48ZM73 174V175H72ZM76 174V175H75ZM78 174V175H77ZM59 175V176H58ZM65 175H66V177H69V179H67L66 177H65ZM89 175V174H88ZM38 176H42V179L40 178V177H38ZM53 176V177H52ZM56 176V177H55ZM7 177V178H6ZM74 177V178H73ZM77 177V178H76ZM89 177V176H88ZM1 178V177H0ZM34 178V179H33ZM38 178V179H37ZM41 180H40V179ZM48 179V180H47ZM51 179H53V180H51ZM58 181H57V180ZM60 179V180H59ZM7 180V181H8ZM40 181V183H39V181ZM74 180V181H73ZM8 181V182H9ZM12 181H10L9 182V185H12V186H15L17 189H19L21 186L20 185H17L16 184V182L15 183H13ZM16 181V180H15ZM50 181V182H49ZM76 181V182H75ZM30 182H31V180H30ZM30 183V184H33V183ZM36 182V183H35ZM70 182H72V183H70ZM75 182V183H74ZM79 182H80V184H79ZM13 183V184H12ZM50 183V184H49ZM59 183V184H58ZM63 183H64V185H63ZM1 184V183H0ZM15 184V185H14ZM77 184V185H76ZM18 187H17V186ZM43 185V186H42ZM76 185V186H75ZM1 186V185H0ZM36 186V187H35ZM48 186H49V189H48ZM55 186H57L56 187V190H55ZM64 186V189H62V187ZM67 186V187H66ZM35 187V188H34ZM70 187V188H69ZM75 187V188H74ZM77 187V188H76ZM82 187V188H81ZM84 187V188H83ZM89 188H90V190H89ZM34 190V191H32V190ZM52 189V190H51ZM59 189H61V190H59ZM78 189V190H77ZM62 190H64V191H62ZM70 190V191H69ZM31 191V192H30ZM49 191V192H48ZM66 191H67V193H66ZM90 193H89V192ZM33 192V193H32ZM37 192V193H36ZM47 192V193H46ZM58 192V193H57ZM88 192V193H87ZM101 192H102V190H101ZM35 193V194H34ZM31 194H33L34 196L32 197V195ZM49 194V195H48ZM53 194V195H52ZM56 196H55V195ZM59 194V195H58ZM67 194V195H66ZM88 194L90 195V196H88ZM43 195H45L44 197H43ZM63 195V196H62ZM71 195V196H72ZM35 197V198H34ZM38 197V198H37ZM53 197V198H52ZM45 198H48V202H47V199L45 200ZM29 199V200H30ZM40 199V200H39ZM67 199V200H66ZM30 200V201H31ZM45 202H44V201ZM58 200V201H57ZM63 200V201H62ZM64 200H66V201H64ZM40 201V202H39ZM57 202V203H56ZM33 203H35V204H33ZM36 203H37V205H36ZM41 203V204H40ZM44 203V204H43ZM46 204H47V206H46ZM56 204V205H55ZM33 205V206H32ZM39 205V206H38ZM51 205V206H50ZM58 205V206H57ZM62 205H64V206H62ZM29 206V205H28ZM40 207V208H39ZM52 207V208H51ZM168 209H167V208ZM165 207V209L163 210V211H161V214H165V215H162V217H161V219L162 218H169V220L172 218L171 217V212L169 213L168 212V210L170 211V208H169V205L168 206H166ZM61 208V209H60ZM48 210V211H47ZM121 210V209H120ZM119 209L118 210H115L112 214V216H116L115 218H116V222H115V218H113V222L112 223H114L113 224V226H115V225H117L119 222H120V224L121 223H123V222H121V221H119V220H122V221H124V219L125 218H129V217H131L130 215H133L134 213L131 211L130 212V209H124V210H122V211H120ZM129 211V212H128ZM117 212H118V215H120L119 213H121L122 212V217H121V215L120 216H118L117 215ZM165 212V213H164ZM167 212L169 213V214H167ZM130 213V214H129ZM124 214V215H123ZM125 214H126V216H125ZM61 215V214H60ZM49 216V217H48ZM54 216V217H53ZM125 216V217H124ZM136 214H134V217H133V222L131 223L132 225L133 224H135V225H133L134 227L136 226H138L139 225V227H133V226H131L132 228V230L131 231H128V235H130V234H132L133 233V230L134 229H136V231L138 230H140L141 231V229L143 228V225H144V228L143 229H145V226H146V229L143 231V229H142V232L144 233V232H147V230L149 231V232H153V231H156L155 230V227H157V219H156V214H155V217H154V215H151V216H148V217H143V216H140V215H137L136 217ZM153 216V217H152ZM165 216V217H164ZM167 216H169V217H167ZM121 217V218H120ZM151 217V218H150ZM140 218V219H139ZM148 218V219H147ZM155 218V219H154ZM119 219V220H118ZM136 219V220H135ZM139 221H138V220ZM141 219L144 221L143 223H141L142 221H141ZM147 219V221H145ZM150 219V220H149ZM149 220V221H148ZM125 221H128L127 219H125ZM136 222H137V224H136ZM149 222H150V224H149ZM153 222H154V224H153ZM111 223V222H110ZM117 223V224H116ZM141 223V224H140ZM120 224H118V228L116 227V232L117 231H119V230H122V228H121V226H120ZM142 225V226H141ZM150 226H154V228H152V227H150ZM149 227L151 228V231L149 230ZM121 228V229H120ZM148 228V229H147ZM209 228H212V226H209ZM154 229V230H153ZM135 231V230H134ZM42 239V238H41ZM40 239V240H41ZM43 240V244H44V246H45V244L47 243V241L46 240H44V239H42ZM41 240V241H42ZM182 240V241H181ZM180 241H181V244H180ZM180 241L179 242H177L176 244H177V246L175 245L174 246V248L172 249V250H161V252L159 251V255H158V258L160 259V261H162L161 262V264H174L175 263V261L174 260H176V258L178 259V256L180 257V255H182L181 253H183L184 254V251H185V249H184V247H185V243H184V240L183 239H180ZM49 243V245L48 244H46L47 246L46 247H44V246H42V247H44L43 249H41L40 247V249L41 250H39V248H35V247H33V248H29L28 249V254H27V256L29 257V259H28V261L30 262L31 260H33V261H35V260H38V258H40V256H45V255H47V253H46V251H48V254L49 255H51L50 256V258L51 257H54L55 259L57 258V260H59L60 259V249L58 248V247H53V245H52V243L51 242H48ZM51 245V246H50ZM179 245H183V246H179ZM226 246V248L227 247H229V245H227V244H224V246L222 245V247L221 246H218V247H216L215 249H216V251H218V250H220L221 248H223V247H225ZM48 247V248H47ZM180 247V248H179ZM53 249V251H52V249ZM22 248H18V249H16L18 252L21 250ZM23 249H25V248H23ZM45 249H47V250H45ZM214 249V250H215ZM59 251V252H57V251ZM181 250H182V252H181ZM38 251H40V253H41V255H39L38 253ZM45 253H44V252ZM55 251L58 253H55ZM65 253H68V251L67 250H63ZM63 251H62V253H63ZM175 254H174V253ZM52 253L54 254L53 256H52ZM87 253H89V254H87V255H85V256H87V260H85L84 258V256H83V258L81 257V262H80V264H88V262H91L90 261V259L94 262V258H96V256H93L94 254H91L90 252H87ZM166 253H168V254H165ZM170 253V254H169ZM69 254V253H68ZM179 254V255H178ZM63 255V254H62ZM61 255V256H62ZM147 255V254H146ZM175 255V256H174ZM252 255H253V253H252ZM17 256V257H16ZM18 256H20V257H18ZM21 254H18V255H14L13 254V257L11 256L10 258H11V260H10V258H9V260H8V264H26V262H24L26 259H24V258H21ZM37 256H39V257H37ZM145 256V255H144ZM165 256V257H164ZM169 256V260H168V258L167 257ZM170 256H171V258H170ZM93 257V258H92ZM146 258H141V264H152L151 262H150V258L148 257V255L147 256H145ZM173 257V258H172ZM45 258H49V256H45ZM16 259V260H15ZM22 259V260H21ZM88 259H89V261H88ZM167 259V260H166ZM85 260V262L87 261V263H85V262H83ZM247 264H249L250 262H253L254 264L256 263L257 264V260H256V258L254 259V257H248L247 259ZM20 261V262H19ZM39 261H42V259H40ZM67 261H69V259H67ZM66 261V262H67ZM166 261H168V262H166ZM32 262V261H31ZM144 262V263H143ZM150 262V263H149ZM171 262V263H170ZM78 263V262H77ZM76 263V264H77ZM57 264V263H56ZM71 264V263H70ZM74 264V263H73ZM250 264H252V263H250Z\"/></svg>","mask_w":264,"mask_h":264}]
</instances>
